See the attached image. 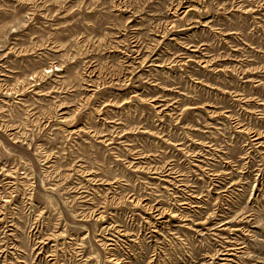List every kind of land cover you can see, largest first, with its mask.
<instances>
[{"label": "rangeland", "instance_id": "1", "mask_svg": "<svg viewBox=\"0 0 264 264\" xmlns=\"http://www.w3.org/2000/svg\"><path fill=\"white\" fill-rule=\"evenodd\" d=\"M0 264H264V0H0Z\"/></svg>", "mask_w": 264, "mask_h": 264}]
</instances>
